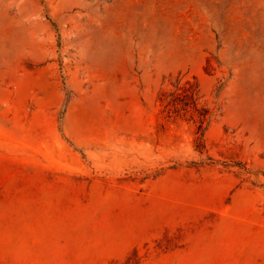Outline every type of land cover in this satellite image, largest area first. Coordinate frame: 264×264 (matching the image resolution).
<instances>
[{"label": "rangeland", "instance_id": "rangeland-1", "mask_svg": "<svg viewBox=\"0 0 264 264\" xmlns=\"http://www.w3.org/2000/svg\"><path fill=\"white\" fill-rule=\"evenodd\" d=\"M0 264H264V0H0Z\"/></svg>", "mask_w": 264, "mask_h": 264}, {"label": "trees", "instance_id": "trees-1", "mask_svg": "<svg viewBox=\"0 0 264 264\" xmlns=\"http://www.w3.org/2000/svg\"><path fill=\"white\" fill-rule=\"evenodd\" d=\"M181 89V90H180ZM177 91H173L169 93V105L173 106L174 109L183 108L186 109L190 106L197 105V90L192 84H188L183 88H180ZM206 114L201 113L200 121L203 122L205 119Z\"/></svg>", "mask_w": 264, "mask_h": 264}]
</instances>
